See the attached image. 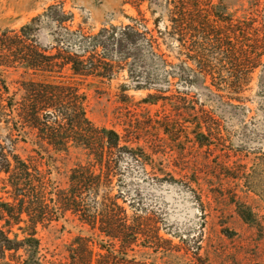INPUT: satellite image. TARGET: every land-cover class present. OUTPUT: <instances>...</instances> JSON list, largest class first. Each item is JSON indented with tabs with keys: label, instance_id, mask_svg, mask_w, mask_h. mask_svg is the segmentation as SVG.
<instances>
[{
	"label": "trees",
	"instance_id": "1",
	"mask_svg": "<svg viewBox=\"0 0 264 264\" xmlns=\"http://www.w3.org/2000/svg\"><path fill=\"white\" fill-rule=\"evenodd\" d=\"M213 1L167 0L166 14L193 65L190 84L221 95L233 111L249 110V93L264 89V0H244L232 14ZM129 4L141 14L137 3ZM41 18L57 25L69 20L63 9L51 6L18 30L0 32V69L22 71L12 97L0 75V126L12 133L0 138V262L10 255L16 264H44L40 229L70 213L105 239L75 238L68 246L70 264H143L120 258L143 249L150 239L144 220L125 207L128 197L120 178L122 161H135L144 170L150 157L140 146L122 145L115 130L91 122L87 90L103 88L124 69L136 89L155 91L145 98L147 104L174 97L165 96L170 87L157 84L164 62L157 43L129 18L128 25L105 27L88 37L66 30L72 42L50 48L39 41ZM214 55L217 61L211 64ZM195 118L192 133L203 145L213 135L210 120L199 114ZM171 125L166 118L169 134L175 131ZM27 129L34 132L39 149L23 158L15 145ZM72 149L82 150L85 161L70 171L67 187L56 188L45 155Z\"/></svg>",
	"mask_w": 264,
	"mask_h": 264
},
{
	"label": "rangeland",
	"instance_id": "2",
	"mask_svg": "<svg viewBox=\"0 0 264 264\" xmlns=\"http://www.w3.org/2000/svg\"><path fill=\"white\" fill-rule=\"evenodd\" d=\"M166 1L0 0V32L18 30L51 6L63 9L69 20L57 25L41 18L39 41L50 48L72 42L66 30L88 37L105 27L128 25L129 18L147 29L164 60L157 84L170 87L165 96L174 97L147 104L145 98L155 91L136 89L124 69L103 88L87 90L91 122L115 130L122 145L140 146L150 157L144 170L135 161L121 164L125 207L144 220L150 239L143 249L120 258L143 264H264V89L249 93V110L233 111L221 95L191 85L193 65L172 31ZM131 2L140 6L141 14ZM213 2L228 7L231 14L244 6V0ZM216 61L215 55L209 58L211 64ZM21 74L0 69L11 97ZM196 114L210 120L213 135L203 145L192 133ZM166 118L174 133L165 129ZM11 134L0 126L1 139ZM19 136L15 150L23 158L39 149L33 131ZM45 158L56 188L67 187L70 171L85 161L80 149L68 154L52 151ZM77 237L105 240L67 213L40 229L39 258L44 264H70L68 246ZM11 260L8 255L0 264H16Z\"/></svg>",
	"mask_w": 264,
	"mask_h": 264
}]
</instances>
